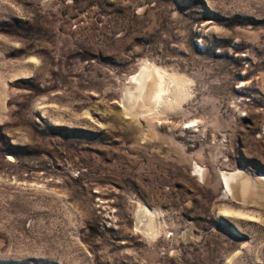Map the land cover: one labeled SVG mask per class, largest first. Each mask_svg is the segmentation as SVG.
Here are the masks:
<instances>
[{"label": "rangeland", "instance_id": "rangeland-1", "mask_svg": "<svg viewBox=\"0 0 264 264\" xmlns=\"http://www.w3.org/2000/svg\"><path fill=\"white\" fill-rule=\"evenodd\" d=\"M261 177L264 0H0V264H264Z\"/></svg>", "mask_w": 264, "mask_h": 264}, {"label": "bare ground", "instance_id": "bare-ground-1", "mask_svg": "<svg viewBox=\"0 0 264 264\" xmlns=\"http://www.w3.org/2000/svg\"><path fill=\"white\" fill-rule=\"evenodd\" d=\"M133 79H136L140 84L137 85L136 92H131L130 98L140 96L139 105L145 109L155 110L172 102H179L184 95L183 91L186 90L185 88L183 90V79L177 78L164 69L148 64L142 68L140 75H134ZM241 171H226L222 174V183L227 193L234 195L237 194V190L238 192L241 190L242 194H246L248 187L252 185L251 180ZM261 179H264V177H261ZM149 215L150 221L146 228L152 230L154 226L152 213L149 212Z\"/></svg>", "mask_w": 264, "mask_h": 264}]
</instances>
